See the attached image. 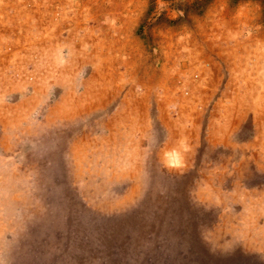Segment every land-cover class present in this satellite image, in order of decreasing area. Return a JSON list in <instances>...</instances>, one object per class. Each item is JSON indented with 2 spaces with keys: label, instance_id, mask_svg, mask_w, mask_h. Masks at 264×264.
I'll return each mask as SVG.
<instances>
[{
  "label": "rangeland",
  "instance_id": "obj_1",
  "mask_svg": "<svg viewBox=\"0 0 264 264\" xmlns=\"http://www.w3.org/2000/svg\"><path fill=\"white\" fill-rule=\"evenodd\" d=\"M0 264H264V0H0Z\"/></svg>",
  "mask_w": 264,
  "mask_h": 264
}]
</instances>
